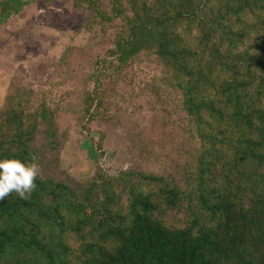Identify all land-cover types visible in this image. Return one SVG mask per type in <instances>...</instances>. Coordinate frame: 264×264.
I'll return each instance as SVG.
<instances>
[{
    "label": "trees",
    "instance_id": "1",
    "mask_svg": "<svg viewBox=\"0 0 264 264\" xmlns=\"http://www.w3.org/2000/svg\"><path fill=\"white\" fill-rule=\"evenodd\" d=\"M110 1L106 12L83 0L96 22H123L108 57L162 64L190 162L178 181L124 170L71 185L41 171L27 199L0 200V264H264V0ZM107 77L88 74V121L115 97ZM28 91L4 99L0 159L41 168L32 141L39 122L54 136V114ZM183 209V226L164 219Z\"/></svg>",
    "mask_w": 264,
    "mask_h": 264
},
{
    "label": "rangeland",
    "instance_id": "2",
    "mask_svg": "<svg viewBox=\"0 0 264 264\" xmlns=\"http://www.w3.org/2000/svg\"><path fill=\"white\" fill-rule=\"evenodd\" d=\"M17 1L21 5L7 22L21 26L15 31L21 45L8 43L6 31H0V106L9 93L32 90L38 95L31 97L34 106L44 101L53 110L54 136L39 122L32 141L41 171L71 185L124 170L182 179L180 169L190 160L184 153L189 123L162 64L146 54L127 65L108 57L123 22H96L83 0ZM95 1L110 12V0ZM88 74L108 76L107 88L116 90L110 107L103 106L91 121L81 112L83 90L96 80ZM51 140L59 142L56 148ZM185 218L184 209L164 213L173 225L183 226Z\"/></svg>",
    "mask_w": 264,
    "mask_h": 264
},
{
    "label": "clouds",
    "instance_id": "3",
    "mask_svg": "<svg viewBox=\"0 0 264 264\" xmlns=\"http://www.w3.org/2000/svg\"><path fill=\"white\" fill-rule=\"evenodd\" d=\"M41 168L35 156L28 163L17 158L0 159V200L12 192L27 199L36 189L35 183Z\"/></svg>",
    "mask_w": 264,
    "mask_h": 264
},
{
    "label": "crops",
    "instance_id": "4",
    "mask_svg": "<svg viewBox=\"0 0 264 264\" xmlns=\"http://www.w3.org/2000/svg\"><path fill=\"white\" fill-rule=\"evenodd\" d=\"M20 5H21L20 1H17V0H0V31L1 30L6 31V34H5L6 37H4V38L9 37L8 39H6L8 41V43H10V44L14 43L17 46H20L21 42H18L17 37L15 38V36H16L15 31H17L19 29V27L21 28V26H18L16 24L14 26H11V25H9V23L7 21H8V16L11 17L17 11L16 8H18V6L20 7ZM18 11H21V10L19 9ZM23 12H24V10H23ZM23 29H25V28H23ZM20 40L22 41V39H19V41ZM9 41H11V42H9ZM1 46H3V45H1ZM0 60H1V57H0ZM2 73L0 71V80L2 79ZM0 92L2 93L1 89H0ZM6 93H7V90L3 91L4 97H5ZM2 105H3V103H2ZM2 105L0 106V109H1Z\"/></svg>",
    "mask_w": 264,
    "mask_h": 264
}]
</instances>
